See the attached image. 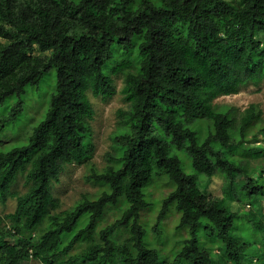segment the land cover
<instances>
[{"label":"trees","instance_id":"16d2710c","mask_svg":"<svg viewBox=\"0 0 264 264\" xmlns=\"http://www.w3.org/2000/svg\"><path fill=\"white\" fill-rule=\"evenodd\" d=\"M0 39V204L17 201L0 264H264V220L243 212L264 197L262 112L214 104L264 83V0H0ZM118 79L128 109L99 169L90 95L112 97ZM75 164L98 190L59 211L53 187Z\"/></svg>","mask_w":264,"mask_h":264},{"label":"rangeland","instance_id":"374dc122","mask_svg":"<svg viewBox=\"0 0 264 264\" xmlns=\"http://www.w3.org/2000/svg\"><path fill=\"white\" fill-rule=\"evenodd\" d=\"M230 3L237 4L242 0H226ZM0 43H6L4 40L0 39ZM123 88L122 80H117V93L110 98H95L90 95L93 107L96 111L95 119L92 122L93 130V140L95 145V150L91 162L96 165L99 169L105 167L106 154L111 150L112 147V138L117 130L119 118L118 112L120 110H127L128 104L124 101L121 94ZM214 104L217 106H228L234 107L240 114L243 116L246 110L250 105H256L257 111H261V123L254 128V132L260 128H264V83L259 86L249 85L234 95L222 96L217 98L214 101ZM15 135L11 132L4 139V143H14L17 140ZM264 144V141L261 142ZM252 145V144H251ZM259 168V167H258ZM87 168L84 165H71L67 168L66 172L62 175L60 183L56 184L53 187V193L59 201V211L73 209L78 202H80L85 194H94L98 189L91 185L89 182H86ZM223 181L222 179L215 178L209 180L207 178H202L199 182V187L202 192L205 194H212L214 196H221L223 194ZM27 190V187L24 185V179L19 177V181L13 187V191L16 193H23ZM172 190L169 183L163 181L161 184L152 187L149 191L150 195V204L153 202L157 205L161 204L162 199L167 196ZM153 201V202H152ZM17 201L16 198H10L7 200V203L0 204V218L5 217L8 214L14 213L16 210ZM237 209V206H236ZM254 212L260 219L264 220V197L261 200V206L259 208H253L251 205H247L243 208V212ZM158 214L154 211L144 212L142 215L143 221L155 223ZM119 216L116 214L115 210H109L107 215L104 217V221L100 226V230L105 228L108 225L113 224L117 221ZM178 215H171L166 219L165 227L168 230L169 234L174 232L175 227L177 226ZM183 236L187 237V232L180 234L176 237H171L169 240V247L173 246L177 239ZM118 239L122 242L126 235L121 233L117 236ZM11 239V238H10ZM15 239L14 237L12 238ZM85 246V245H84ZM169 247H167L169 249ZM171 249V248H170ZM167 253L169 250L166 251ZM217 253V252H216ZM218 254V253H217ZM32 264H41L39 261H32Z\"/></svg>","mask_w":264,"mask_h":264}]
</instances>
